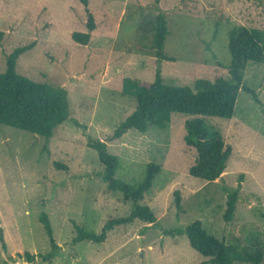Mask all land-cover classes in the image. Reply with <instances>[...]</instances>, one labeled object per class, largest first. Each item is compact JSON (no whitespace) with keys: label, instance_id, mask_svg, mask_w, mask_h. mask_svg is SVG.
Returning a JSON list of instances; mask_svg holds the SVG:
<instances>
[{"label":"rangeland","instance_id":"rangeland-1","mask_svg":"<svg viewBox=\"0 0 264 264\" xmlns=\"http://www.w3.org/2000/svg\"><path fill=\"white\" fill-rule=\"evenodd\" d=\"M164 13L169 35L157 59L151 47V21ZM95 29L84 45L73 32ZM238 25L264 29V4L255 0H0V71L5 55L37 40L23 53L16 69L33 80L68 90L70 118L45 137L0 124V264H200L208 258L190 246L188 237L165 231L201 220L209 234L229 242L244 239L250 228L264 231V62H249L244 84L261 102L241 90L232 118L203 117L233 148L222 178L207 181L189 173L196 150L185 141V121L195 115L173 112L165 127L146 132L129 129L110 139L136 108L125 94L124 79L152 82L157 69L165 83L193 85L198 78L226 75L232 60L229 31ZM89 138L101 139L119 158L116 178L131 185L144 181L150 163L161 165L142 204L157 215L115 226L104 242H72L73 221L99 233L110 217L129 214L132 201L108 190L104 166ZM60 163L64 167L56 165ZM240 188L232 221L225 219L224 187ZM182 196V211L175 204ZM48 213L60 248L51 250L40 221ZM26 252L35 254L31 261ZM264 264V263H263Z\"/></svg>","mask_w":264,"mask_h":264},{"label":"trees","instance_id":"trees-1","mask_svg":"<svg viewBox=\"0 0 264 264\" xmlns=\"http://www.w3.org/2000/svg\"><path fill=\"white\" fill-rule=\"evenodd\" d=\"M87 4V0H83ZM264 4V0H255ZM151 47L157 59L174 60L165 52L166 39L169 35L168 20L164 13H159L152 21ZM88 32H73L72 38L88 44L91 31L95 29L94 20L89 17ZM7 32L0 30V45L7 39ZM37 40L20 45L5 55V70L0 71V124L25 130L49 140L55 129L70 118V99L68 90L62 86H54L47 82L33 80L19 73L16 69L19 57L33 49ZM229 52L232 60L227 66V74L215 79L198 78L191 85H170L165 83L161 70L157 69L155 79L142 85L129 77L124 79L123 91L135 96L137 105L113 132L110 139L121 138L129 129L135 128L146 132L150 126L165 127L171 121L173 112L195 115L187 119L185 141L196 150L195 163L189 168L190 175L207 181L222 178L233 148L216 130L208 128L203 117L232 118L241 90L251 94L255 101L261 102L258 93L244 84V75L249 62H264V29L249 28L238 25L229 31ZM88 146L98 153L100 163L104 166L103 179L108 190L122 193L126 201H132L129 214L121 217H110L99 233L73 221L76 234L73 243L88 240L104 242L115 226L143 220L153 225L157 221L154 210L142 204L145 193L152 187L153 181L161 170V165L150 163L143 182L131 185L116 178L119 158L108 150V145L101 139L89 138ZM60 167L64 165L56 163ZM240 188L224 187L227 195L225 219L232 221L235 217L240 199ZM175 204L182 211V196L176 190ZM49 237L51 250L40 254L45 260L51 261L60 248L57 243L51 220L47 212L39 215ZM171 235L186 234L190 246L208 258L200 264H263L264 263V231L250 228L245 231L244 239L233 237L229 242L211 235L204 228L201 220H195L185 228L165 231ZM0 238L5 244L4 231L0 226ZM29 260L36 259L35 254L26 252Z\"/></svg>","mask_w":264,"mask_h":264}]
</instances>
